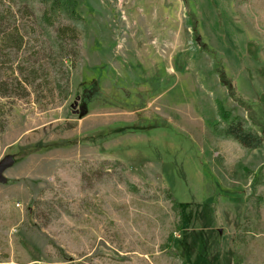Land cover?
I'll return each mask as SVG.
<instances>
[{
    "label": "rangeland",
    "instance_id": "1",
    "mask_svg": "<svg viewBox=\"0 0 264 264\" xmlns=\"http://www.w3.org/2000/svg\"><path fill=\"white\" fill-rule=\"evenodd\" d=\"M76 2L0 0V264H264V0Z\"/></svg>",
    "mask_w": 264,
    "mask_h": 264
},
{
    "label": "trees",
    "instance_id": "2",
    "mask_svg": "<svg viewBox=\"0 0 264 264\" xmlns=\"http://www.w3.org/2000/svg\"><path fill=\"white\" fill-rule=\"evenodd\" d=\"M40 2L44 5L45 9H47V12L49 13L60 11L72 17H76V18L78 17L77 12L80 7H79V4L76 2V0H40ZM29 9L30 8L25 7V10H24L25 13L29 15L30 17H33L35 21H38L39 24L37 27L40 31L45 30L44 24H47V22L45 21L47 20V17L45 16V14H43L42 18H40V16L38 15L34 17V14L31 13ZM3 13L4 11L0 10V14L2 15ZM17 18L13 16V20L10 21V23L5 19L0 18V46L4 45L9 50L13 51L15 58L18 56V52L23 47V37L19 35V31H18L19 25L16 24ZM52 33L47 32V37L48 39H51L50 40L51 47L55 48V50H53L55 54V57L53 58V60L58 58V60L63 64V62H66L68 60V57L65 54L64 48L59 42L58 33H54V34ZM59 35H60V32H59ZM43 51L45 50L43 49ZM30 68L32 69L34 73L35 72L34 66H31ZM40 68L43 69L45 72H47L46 66L40 67ZM16 81L18 82V80ZM18 84L20 83L18 82ZM217 108H218V113H219L220 118L222 119L223 122H225L221 130L225 138L231 139L232 141L238 143L243 149L247 151H253V150H257L261 148L264 142L263 136L247 128L244 122L240 119H236L233 121L230 120L229 112L226 111L223 108L222 104L218 101H217ZM129 129L131 131H137V130H134L133 127H129ZM173 197L174 196H172V203H173L172 206L174 210L176 211L177 215L180 217V212L178 209L179 203L177 199ZM177 228L181 230V219H179ZM173 244H174V239L172 236H170V238L168 239V247H169L168 249L169 250L173 248ZM183 264H187V263L183 262Z\"/></svg>",
    "mask_w": 264,
    "mask_h": 264
},
{
    "label": "water",
    "instance_id": "3",
    "mask_svg": "<svg viewBox=\"0 0 264 264\" xmlns=\"http://www.w3.org/2000/svg\"><path fill=\"white\" fill-rule=\"evenodd\" d=\"M12 164L13 162L10 158H4L0 161V184L5 182L4 173L12 167Z\"/></svg>",
    "mask_w": 264,
    "mask_h": 264
}]
</instances>
